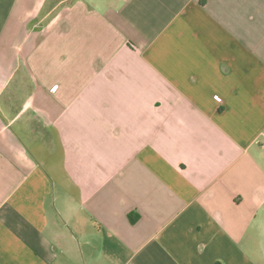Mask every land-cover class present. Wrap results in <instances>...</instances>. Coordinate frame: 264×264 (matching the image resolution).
<instances>
[{"label": "crops", "instance_id": "0c3cea01", "mask_svg": "<svg viewBox=\"0 0 264 264\" xmlns=\"http://www.w3.org/2000/svg\"><path fill=\"white\" fill-rule=\"evenodd\" d=\"M0 264H264V0H0Z\"/></svg>", "mask_w": 264, "mask_h": 264}, {"label": "trees", "instance_id": "16d2710c", "mask_svg": "<svg viewBox=\"0 0 264 264\" xmlns=\"http://www.w3.org/2000/svg\"><path fill=\"white\" fill-rule=\"evenodd\" d=\"M129 218H130L131 223H134L136 221L135 218H133L132 215Z\"/></svg>", "mask_w": 264, "mask_h": 264}]
</instances>
